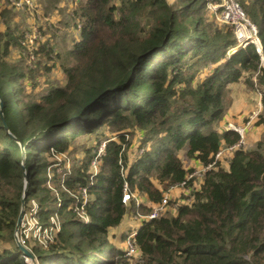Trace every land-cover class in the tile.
Returning a JSON list of instances; mask_svg holds the SVG:
<instances>
[{
    "label": "trees",
    "instance_id": "1",
    "mask_svg": "<svg viewBox=\"0 0 264 264\" xmlns=\"http://www.w3.org/2000/svg\"><path fill=\"white\" fill-rule=\"evenodd\" d=\"M239 2L257 26L262 49L249 43L227 56L237 45L234 29L224 23L209 29L204 0H79L77 35L56 33L40 50L60 62L67 83L31 104L23 98L29 74L5 59L20 38L9 25L0 29V264H29L15 237L25 193V209L36 200L39 222L51 227L55 218L60 227L47 247L27 245L40 264H130L125 248L134 231L135 264H264V139L252 150L236 147L227 169L216 160L241 140L238 131L215 126L225 117L228 84L256 73L264 106V0ZM7 15L5 7L0 23ZM222 59L199 83L186 66L188 60ZM258 123L264 124V109ZM104 126L112 136L96 176L90 167L97 149L83 161L73 158L70 170L65 163L59 169V155L70 154L79 135ZM135 129L145 150L131 161L126 136ZM184 148L189 158L211 165L201 189L178 205L177 215L142 220L115 245L110 231L129 209L139 220L151 212L142 202L123 203L125 183L150 202H162L165 191L187 179L178 156ZM84 186L88 203L80 210Z\"/></svg>",
    "mask_w": 264,
    "mask_h": 264
},
{
    "label": "rangeland",
    "instance_id": "2",
    "mask_svg": "<svg viewBox=\"0 0 264 264\" xmlns=\"http://www.w3.org/2000/svg\"><path fill=\"white\" fill-rule=\"evenodd\" d=\"M78 1L79 0H61L55 7L56 4L50 5L47 3V0H32V5L30 7L23 5V7L20 8L16 7V5L13 6L12 1L7 4L4 0H0V11L5 7H7L9 11L7 19H2L3 22L0 23V29L4 31L6 30L7 25H9L11 26L12 32L20 38V45H9L8 55L5 57V59L8 61V65L11 68L15 67L20 71H24L26 74H29V77L23 79V98L26 103L31 104L40 100L41 97L48 93L52 87L66 85L67 77L62 70L60 62L54 58L48 59L47 56L42 54L40 50L42 43L47 41H50L52 44L54 43L52 36L56 35V33L57 35L67 36L69 38H71L69 35L70 33L77 35L79 23H77L75 19L74 9L75 4ZM169 1L172 2L173 0ZM46 7L52 10L47 11ZM218 14H215L210 9L207 10L206 16L209 21L208 23L212 25L209 27V29L221 27L220 25L222 22L217 18ZM60 21L62 22V26L59 24ZM231 53L232 52L228 50L227 56H229ZM39 59H41V65L38 64ZM223 61L225 60L222 59L217 63L213 61L197 62V60H188L186 66L192 73L196 71L195 83H199L208 77L211 72L216 70ZM46 67L50 69L48 70ZM31 70L34 71L35 74L31 73ZM225 104V117L218 123V125H215L216 128L219 131L224 129H244L243 143L241 147L244 150L254 149L257 146V143L264 139V124L258 123L264 106L257 74L244 73L240 80L230 82L225 92ZM135 130L136 131H133L132 133L134 136L130 135V133L126 136L127 140L131 139V145L127 150L131 161L137 157H140L141 151L143 150L140 148L141 136L139 135V131L137 129ZM111 136L112 134L108 131L106 126L90 135H79L75 139L73 146L70 148V154H65L70 159L71 164L69 163V165H72L73 158H77L78 162L80 160L83 161L84 158H86V153L92 155L96 149L98 151L101 144L106 142L107 138H110ZM115 138L118 140L117 136H115ZM97 143L98 146H96ZM146 146L147 149L152 148V142L149 141ZM179 154H181L183 165L189 170L188 174H195L193 183H195V185L201 189V183L204 181V177L207 170L210 169V166H205L202 163L196 164L192 158L186 156V151L184 150L180 151ZM232 154V150L223 148L222 155L218 159L219 165L227 169L229 167V161ZM63 160V167L59 169H63L64 163H67L66 158L63 157ZM152 180L157 187H162L157 178L153 177ZM47 186L48 188H51L54 186V184L50 180L48 181ZM53 193V195H57V193L59 195L58 190L54 191L53 189ZM136 194L138 195V193ZM164 194L168 195L169 201L161 215H177L178 204L184 199L187 201L192 200L191 196L181 193L179 195L173 193ZM33 202H36V200H32L31 204ZM152 204L155 203L149 202L146 204V207L151 208ZM30 206L31 205H29L28 208ZM141 212L145 213L144 210H141ZM130 218L131 214L129 209L124 218L125 221L123 220L119 226L111 229L110 236H112L111 239L115 245H121L125 243L126 236L135 230V228L131 227ZM30 222L31 221H26L24 228H22V231L25 229L29 230V236L31 235L33 229L32 226L29 225ZM141 224L142 219H140L139 226L136 228H139ZM18 233H20V231H18L17 234ZM35 241L40 243L38 239L31 237L29 239L28 245L36 244ZM2 245L8 246L9 243L6 242ZM128 257L130 258H128L130 264H135L140 258L138 254ZM25 258L30 264V259L28 257ZM32 263L33 262H31V264ZM33 264H40V262L36 258L35 263Z\"/></svg>",
    "mask_w": 264,
    "mask_h": 264
},
{
    "label": "built area",
    "instance_id": "3",
    "mask_svg": "<svg viewBox=\"0 0 264 264\" xmlns=\"http://www.w3.org/2000/svg\"><path fill=\"white\" fill-rule=\"evenodd\" d=\"M14 5L17 7H22L23 5H27L30 7L32 5V0H11ZM208 8L212 10L215 14H218L217 18L224 24L229 25L234 29L235 37L237 39V45L233 48H231L229 51H235L239 47H245L249 43H253L259 48L262 49L261 40L258 35V29L257 26L251 21V19L248 17L247 13L241 6L240 2L238 0H204ZM31 40V39H30ZM32 41V40H31ZM238 131L241 134V140L238 144L228 147L229 150H234L236 147H241L243 143V131L244 129H233ZM113 139H116L115 137ZM106 142L102 143L99 147L98 151L94 154L92 160H91V167L90 172H92L93 176H96L99 172V165L101 163L102 155L105 152L106 148ZM144 149L141 151V155H143ZM222 155V150L216 155V160L220 158ZM64 158L67 159V163L65 162L66 167L70 170L71 165H69L70 159L65 154L59 155V160H62ZM64 162V160H62ZM211 167V165H210ZM123 171V169H122ZM194 173L188 174L187 179L179 185V187H182L185 191L184 195L190 196L193 190H200V187H197L195 183L192 185L193 188L189 185V181L194 178ZM51 177V175H50ZM64 189H67L64 184H62ZM177 187V186H176ZM54 189L53 187H51ZM88 188L89 186L81 187V202L78 198L77 200V206L80 208V210H83L85 205L88 203ZM54 191H56L54 189ZM58 195V193H57ZM134 200L137 205H139L142 201L139 199L138 195L132 191L128 185V183H125L124 187V193H123V203L128 204L130 201ZM169 197L168 195H165L162 202H158L151 205V212L148 215L142 216V220H150L158 218L163 211L165 210V207L168 205ZM80 202V203H79ZM190 202V200H182L179 204H187ZM178 204V205H179ZM60 206V203H59ZM78 209V208H77ZM80 216L84 218L85 221H88L87 217L84 215V212H80ZM26 221H31L29 225L32 226V232L29 236V230L25 229L22 231V228H24ZM51 221L54 223V226L51 227H44L40 222L38 218V205L36 202H33V204L28 208L25 209L21 227L19 229L20 233H18L19 241L22 245L27 246L29 239L31 237L38 239L41 245L44 247H47L48 241L53 240V234L52 231L56 229L59 230L60 227L55 220V218H52ZM136 235V232H132L127 240L126 243V255L132 256L134 254H138V249L135 246V244L132 241V238Z\"/></svg>",
    "mask_w": 264,
    "mask_h": 264
},
{
    "label": "crops",
    "instance_id": "4",
    "mask_svg": "<svg viewBox=\"0 0 264 264\" xmlns=\"http://www.w3.org/2000/svg\"><path fill=\"white\" fill-rule=\"evenodd\" d=\"M175 0H173L171 3H173ZM142 133H140L139 132V135L140 136H142L141 135ZM186 151V156H187V148H184V149H182V150H180V151ZM180 151L178 152V156L181 158V154H179L180 153ZM193 161H195V163L196 164H201L200 162H198L196 159H192ZM185 167V166H184ZM187 169V168H186ZM158 188H160L161 190H163L162 189V187H158ZM164 193H173V194H177V195H179L180 193L181 194H185V191H184V189L182 188V187H172V188H170L169 190H167V191H165ZM165 195V194H164ZM138 197H139V199L142 201V203H144L145 205L147 204V203H149L150 201L147 199V196L146 195H143V194H138ZM131 214V218H130V221H131V227L132 228H136V227H138L139 226V222H140V220L139 219H137V218H135V215L133 214V213H130ZM134 215V216H133ZM125 221V220H124ZM123 245V244H122Z\"/></svg>",
    "mask_w": 264,
    "mask_h": 264
},
{
    "label": "water",
    "instance_id": "5",
    "mask_svg": "<svg viewBox=\"0 0 264 264\" xmlns=\"http://www.w3.org/2000/svg\"><path fill=\"white\" fill-rule=\"evenodd\" d=\"M5 128L8 130V126H7L6 123H5ZM26 185L28 186L27 182H26ZM25 202H26V193L24 194V196L22 198V208H21L18 220H17L15 237H16V241H17V243H18L23 255L25 257H28L31 262L35 263V259H36L35 255L33 254V252L28 247H26V246H24V245H22L20 243L19 238H18V234H17V232L19 231V229L21 227L23 215H24V212H25Z\"/></svg>",
    "mask_w": 264,
    "mask_h": 264
}]
</instances>
